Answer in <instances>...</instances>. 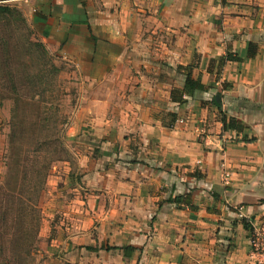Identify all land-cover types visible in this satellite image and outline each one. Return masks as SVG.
<instances>
[{"label": "crops", "instance_id": "1", "mask_svg": "<svg viewBox=\"0 0 264 264\" xmlns=\"http://www.w3.org/2000/svg\"><path fill=\"white\" fill-rule=\"evenodd\" d=\"M0 7L101 88L86 105L97 158L81 161L92 195L70 206L81 234L68 264H250L251 226L264 219V0ZM189 75L204 89L181 105L172 92Z\"/></svg>", "mask_w": 264, "mask_h": 264}, {"label": "rangeland", "instance_id": "2", "mask_svg": "<svg viewBox=\"0 0 264 264\" xmlns=\"http://www.w3.org/2000/svg\"><path fill=\"white\" fill-rule=\"evenodd\" d=\"M16 18L13 22L0 21V40L4 38L7 41L8 50L17 67L21 66L27 74L38 76L39 80H43L48 103L40 105L44 110L57 112L55 113L59 121L60 136L64 133L67 135V138H64V144L69 152L65 162L56 163L52 167L46 191L40 201L41 230L38 244L34 247V249L37 247L36 251L32 257H27L18 249L16 263L68 264L70 262L68 245L72 244L71 239L76 240L75 236L80 232L73 227L77 222L79 208L76 207L73 210L72 207L82 202L87 203L92 195L86 188L84 190L80 188L84 176L81 161L84 156L89 157V153L92 154V158H97L95 157L96 149L93 146L88 147V144H93L90 142L91 131L87 129L90 121L88 116L85 117L88 110L86 105L96 93L101 92V88L98 89L97 85L83 80L73 64L52 55L36 37L29 24H23ZM39 44L45 46L50 57L43 56L42 50L38 47ZM31 46L32 51L29 50ZM51 67L57 68L59 72L48 73ZM43 71L45 76L39 77L43 75ZM2 94L0 87V136L4 143L0 148V189L5 186L7 165L10 164L8 151L11 122L16 111L14 101L4 99ZM26 110L32 112L38 109L31 106ZM52 236H55L54 240L51 239Z\"/></svg>", "mask_w": 264, "mask_h": 264}, {"label": "trees", "instance_id": "3", "mask_svg": "<svg viewBox=\"0 0 264 264\" xmlns=\"http://www.w3.org/2000/svg\"><path fill=\"white\" fill-rule=\"evenodd\" d=\"M15 18L23 24L27 23L21 12L10 7H0V21L13 22ZM0 42L2 95L4 99L13 100L16 105L11 122L8 151L10 164L7 165L5 186L0 189V264H17L18 249L27 257H32L36 251L37 247L35 249L34 247L38 244L41 230L40 201L46 191L52 167L56 163L65 162L69 152L64 144L67 135L64 133L60 136L57 112L44 110L40 105L48 103L43 80L27 74L21 66L17 67L8 50L7 41L1 38ZM38 47L42 50L43 56L50 57L43 44H39ZM29 50L32 51L33 47L31 46ZM252 56L253 51L250 52V57ZM228 60L240 59L228 56ZM58 72L57 68L51 67L48 73ZM44 76L43 71V75L39 77ZM203 89L204 87L189 75L184 92L173 91L172 99L184 105L185 93ZM31 106L38 110L32 112L26 110ZM227 122L228 119L224 117L223 123ZM229 124L231 129L236 127L234 120H229ZM189 198L190 196H187L182 199L188 202ZM180 200L177 199V202ZM51 239L54 240L55 236ZM86 249L90 252L98 251V248L93 247ZM102 249L109 252L124 251L126 258L136 252L132 247L108 246Z\"/></svg>", "mask_w": 264, "mask_h": 264}, {"label": "built area", "instance_id": "4", "mask_svg": "<svg viewBox=\"0 0 264 264\" xmlns=\"http://www.w3.org/2000/svg\"><path fill=\"white\" fill-rule=\"evenodd\" d=\"M250 264H264V219L251 226Z\"/></svg>", "mask_w": 264, "mask_h": 264}]
</instances>
